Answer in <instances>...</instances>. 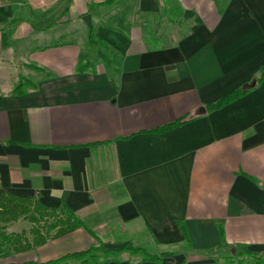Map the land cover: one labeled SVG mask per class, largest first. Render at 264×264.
Returning a JSON list of instances; mask_svg holds the SVG:
<instances>
[{"label":"crops","instance_id":"0c3cea01","mask_svg":"<svg viewBox=\"0 0 264 264\" xmlns=\"http://www.w3.org/2000/svg\"><path fill=\"white\" fill-rule=\"evenodd\" d=\"M104 1L0 0V191L68 207L108 249L170 254L141 264H213L197 252L219 228L263 255L264 0ZM95 244L79 229L10 263Z\"/></svg>","mask_w":264,"mask_h":264},{"label":"trees","instance_id":"16d2710c","mask_svg":"<svg viewBox=\"0 0 264 264\" xmlns=\"http://www.w3.org/2000/svg\"><path fill=\"white\" fill-rule=\"evenodd\" d=\"M114 0H105V4H111ZM94 44V43H93ZM104 63L108 64L106 56L100 52L96 53ZM36 71L37 68L30 67ZM90 68V62L86 61L80 68L83 72ZM264 79V68L259 72L256 78V84ZM33 84L26 79L19 77L14 89L15 94L25 92V89L32 88ZM249 91V87H244L218 100L214 104L206 107L207 112L221 109L227 104L241 98ZM184 122L182 120L168 124L154 133H164L173 128L179 127ZM18 221H26L30 228L25 231L6 233L8 226ZM83 229L96 243L88 249L80 252L66 254L56 260L45 263L25 262L17 264H108L110 262H119L122 254L130 256L138 255L141 263H160L163 257L170 254H149L145 249L131 244H125L117 249H108L104 247L96 234L87 228L84 222L78 218L75 213L64 205L58 207H47L39 201L36 196L20 197L9 191H0V259L5 260L19 254H25L37 248L43 247L49 241L58 240L73 232ZM185 239L186 248H190L189 239L184 228H181ZM220 243L210 250L199 251L197 254L205 260L213 261L218 264L222 258L224 264H234L233 257L237 260L236 264H243V258H248L249 264H264V254H256L248 251L245 247H232L225 243L222 229L219 228ZM234 253L232 256L231 253ZM185 261L181 262L183 264ZM16 264V263H8Z\"/></svg>","mask_w":264,"mask_h":264},{"label":"rangeland","instance_id":"374dc122","mask_svg":"<svg viewBox=\"0 0 264 264\" xmlns=\"http://www.w3.org/2000/svg\"><path fill=\"white\" fill-rule=\"evenodd\" d=\"M29 228H30V224L28 222H26V221H18L17 223L8 226V228L6 230V233L19 232V231H22V230L27 231ZM101 243L103 244V242H101ZM231 254H232V256H234L233 252ZM134 257L137 260L140 259V257L138 255H136ZM15 260H16V258H15V256H13V257H10L8 259H5L4 261H1V263H8V262L10 263V262H13ZM237 260L238 259L233 257L234 264H236ZM17 263H19V262H17ZM249 263H251V261L248 258H243V264H249ZM213 264H216V263L213 262ZM218 264H224L222 258L219 259Z\"/></svg>","mask_w":264,"mask_h":264},{"label":"water","instance_id":"95a60500","mask_svg":"<svg viewBox=\"0 0 264 264\" xmlns=\"http://www.w3.org/2000/svg\"><path fill=\"white\" fill-rule=\"evenodd\" d=\"M84 21L89 25V18L87 16L84 18Z\"/></svg>","mask_w":264,"mask_h":264}]
</instances>
